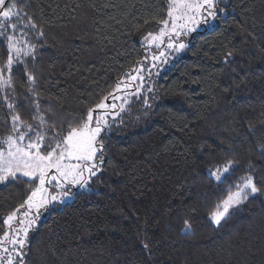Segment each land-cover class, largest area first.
I'll return each mask as SVG.
<instances>
[{"label":"trees","instance_id":"1","mask_svg":"<svg viewBox=\"0 0 264 264\" xmlns=\"http://www.w3.org/2000/svg\"><path fill=\"white\" fill-rule=\"evenodd\" d=\"M17 3L37 24L28 69L41 108L59 124L86 115L142 60L141 41L166 18L168 0ZM226 8L212 28L187 36L188 47L152 83L151 108L141 100L120 114L105 137L103 175L92 182L99 190L46 213L29 233L26 264H264V195L220 226L210 221L229 185L264 177V0H229ZM6 58L0 42V63ZM14 71L19 111L31 122L24 68ZM5 114L0 106V136L10 131ZM227 160L238 164L217 182L209 170ZM29 187L0 184V217Z\"/></svg>","mask_w":264,"mask_h":264},{"label":"snow or ice","instance_id":"2","mask_svg":"<svg viewBox=\"0 0 264 264\" xmlns=\"http://www.w3.org/2000/svg\"><path fill=\"white\" fill-rule=\"evenodd\" d=\"M221 2L168 0L166 18L158 21V32H147L141 41L144 59L124 73V78L117 80L115 89L88 108L86 115L57 124L50 121L51 114L41 108V97L36 91L37 78L28 69V63L34 62L37 56V45L32 43L30 35L36 31L37 24L17 0H0V42H6L7 47V58L0 63V106L6 109L2 122L10 129L8 134L0 136V184L26 180L29 185H34L27 189L23 203L0 217L3 225L0 264H26L29 232L40 218L55 210L57 205L62 206L61 210L69 207L82 192L94 190L93 179L103 175L104 171L105 137L120 114L131 108L133 102L141 100L146 108H151L148 93L152 94V99L157 98L149 83L152 68L157 67L158 62H167L164 59L166 50L180 53L188 47L182 37L202 25L211 26L225 12L219 7ZM43 37L42 30L36 33L37 40ZM153 49L158 52L154 53ZM231 57L233 52L229 51L223 62L229 63ZM21 65L27 85L25 101L32 108L31 122L22 117L15 95L14 69ZM261 149L264 150V146ZM237 164L238 161L227 160L216 165L215 171L209 170V175L223 183L226 174ZM252 172L253 166L249 164V173ZM257 195H264V177L257 180L252 174L245 175L240 183L229 185L227 195L211 213L212 223L220 226ZM182 231L185 234L192 231L190 221H184ZM143 247L148 249L149 244L145 242Z\"/></svg>","mask_w":264,"mask_h":264},{"label":"rangeland","instance_id":"3","mask_svg":"<svg viewBox=\"0 0 264 264\" xmlns=\"http://www.w3.org/2000/svg\"><path fill=\"white\" fill-rule=\"evenodd\" d=\"M228 3H229V0H222V2L219 4V7L220 8H223V9H225V12L224 13H221L219 16L220 17H224V16H226V13H227V8H226V6L228 5ZM217 19H218V17L216 18V20L213 22V24L211 25V26H201L197 31H195V32H199V31H203V30H206V29H210V28H212L214 25H215V23H216V21H217ZM158 26H156V28H154L152 31H150V32H158ZM195 32H192V33H195ZM192 33H190V34H192ZM189 35V34H188ZM187 35V36H188ZM187 36H185V37H182V39H183V42L185 43V44H188L187 42H186V38H187ZM143 40V39H142ZM185 50V49H184ZM184 50H182L180 53H175V52H172L171 50H166L165 51V57H164V59H166L167 60V62L166 63H159L158 62V64H157V67H155V68H152V80L151 81H149V83H150V85L152 86V83L156 80V78H158L159 77V75H160V73L163 71V70H165L175 59H177L178 57H180L181 56V54L184 52ZM154 53H157L158 52V50L157 49H153L152 50ZM144 57H145V49H144V51H143V57H142V60L144 59ZM141 60V61H142ZM138 65V64H137ZM136 65V66H137ZM136 66H134V67H136ZM133 67V68H134ZM148 67V65H146V68ZM130 71V70H129ZM129 71H127V72H129ZM145 75H147V73L145 72L144 73ZM122 78H124V76L122 77ZM109 103H111V101H109ZM117 103H119L118 101H117ZM212 171H215V169L214 170H212ZM99 188H100V186H94L93 185V191H98L99 190ZM82 193H86V192H82ZM56 207H62V206H60V205H57ZM46 215V213L40 218V220L39 221H41L42 219H43V217ZM38 221V222H39ZM210 221H211V216H210ZM38 222H37V224H38ZM211 223H212V221H211ZM213 224V223H212ZM213 225H215V224H213ZM30 233V232H29Z\"/></svg>","mask_w":264,"mask_h":264}]
</instances>
